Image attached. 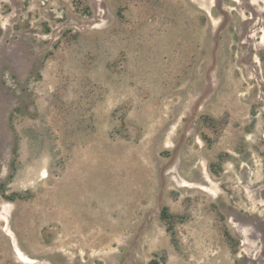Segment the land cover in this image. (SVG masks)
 <instances>
[{"label": "rangeland", "instance_id": "rangeland-1", "mask_svg": "<svg viewBox=\"0 0 264 264\" xmlns=\"http://www.w3.org/2000/svg\"><path fill=\"white\" fill-rule=\"evenodd\" d=\"M0 264H264V0H0Z\"/></svg>", "mask_w": 264, "mask_h": 264}]
</instances>
